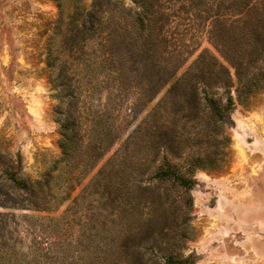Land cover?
I'll return each instance as SVG.
<instances>
[{"label": "rangeland", "instance_id": "1", "mask_svg": "<svg viewBox=\"0 0 264 264\" xmlns=\"http://www.w3.org/2000/svg\"><path fill=\"white\" fill-rule=\"evenodd\" d=\"M98 1L103 31L78 58L73 0H0V264H264V81L244 87L228 10L153 0L167 23L138 35ZM203 96L231 98L223 122ZM163 162L191 186L155 178Z\"/></svg>", "mask_w": 264, "mask_h": 264}, {"label": "trees", "instance_id": "2", "mask_svg": "<svg viewBox=\"0 0 264 264\" xmlns=\"http://www.w3.org/2000/svg\"><path fill=\"white\" fill-rule=\"evenodd\" d=\"M58 1V0H57ZM109 2L110 0H104ZM140 3L141 10L133 11L132 9L125 8L120 0H114L112 3V11L117 14L118 22L122 21L125 25H128L130 28L132 27L135 31L138 32V35H142L144 31L148 32V24L149 19L153 18L154 23H159L162 18L158 11L161 7L160 4H153V0H135ZM226 5H223V0H220L219 4L216 6L218 8L228 10L227 18H225L224 23L229 24V30H233L232 33L240 34L241 38L244 39V48L248 49L247 51V63L246 65L239 70L238 74L242 75L243 78H246V82L244 87L246 89L253 87L260 83V81H264V64L257 68H253L255 70H250L249 66L252 67V64L257 59L264 58V0H226ZM74 3V11L71 15L70 23L74 24L73 28H71V32H69V38L72 41L71 46H75L73 50L78 54V58H83L82 47L84 46L85 40L92 36L96 31H103V24L106 22L103 16V10L101 9V5L98 0H95L90 9H85L80 4V0H73ZM216 15H220L219 12H216ZM81 17L79 24L75 25V22L79 21V17ZM217 16V17H218ZM157 17V18H156ZM108 20V18H107ZM113 20V19H111ZM108 22V21H107ZM167 23L166 20H163L159 23L158 30L163 28V25ZM112 31L108 30V33ZM158 34V33H156ZM164 37V35H161ZM51 57V58H50ZM55 56L53 57L51 54L48 58V64L53 65L55 63ZM62 67L59 68V77L63 83L66 84V88L69 90L68 96L70 98H74L76 95L74 94V90L77 88V80L73 77L67 76V68L64 67V64H61ZM220 72H223V68L219 69ZM225 74V72H224ZM184 76V75H183ZM65 78V79H64ZM65 80V82H64ZM177 78V82H178ZM176 83V82H175ZM72 84V85H71ZM72 87V88H71ZM174 87V84L173 86ZM171 87V88H172ZM195 88V86H194ZM191 86L192 95L194 98V103L196 107L199 104V98L197 96V92ZM203 103L208 107V116L212 119L213 125L218 122H223L227 117L228 112L231 110L232 101L228 96L226 103L221 105L220 101L217 99H212L207 96H203ZM199 109V108H198ZM201 110V109H199ZM63 129H68V120L65 123H62ZM65 154H67V149L65 148ZM7 177L9 181L18 189L33 192L31 185L27 180L20 178L17 175V172H7ZM154 177L163 180V179H172L178 181L184 186L190 187L191 181L181 177L174 170L169 169L165 166V162L160 165V168L155 172ZM166 264H193V261L190 257H186L184 259L179 258H167L165 260ZM145 264H160L157 261H148Z\"/></svg>", "mask_w": 264, "mask_h": 264}]
</instances>
